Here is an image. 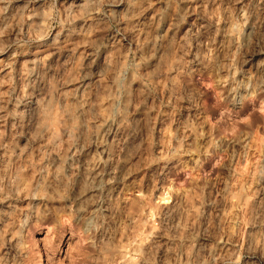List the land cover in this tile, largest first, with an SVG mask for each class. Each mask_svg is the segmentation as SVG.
Segmentation results:
<instances>
[{"label":"clouds","instance_id":"obj_1","mask_svg":"<svg viewBox=\"0 0 264 264\" xmlns=\"http://www.w3.org/2000/svg\"><path fill=\"white\" fill-rule=\"evenodd\" d=\"M0 264H264V0H0Z\"/></svg>","mask_w":264,"mask_h":264}]
</instances>
